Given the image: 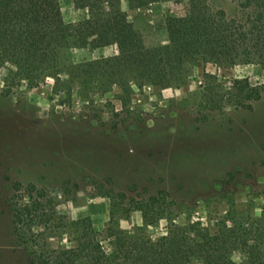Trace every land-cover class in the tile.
<instances>
[{"label": "rangeland", "instance_id": "rangeland-1", "mask_svg": "<svg viewBox=\"0 0 264 264\" xmlns=\"http://www.w3.org/2000/svg\"><path fill=\"white\" fill-rule=\"evenodd\" d=\"M58 1L63 21L75 22L72 0ZM208 2L229 16L236 9L232 0ZM120 8L147 45L165 40L166 16L185 12L181 1L131 9L129 0H120ZM106 49L108 53L72 48L68 58L78 63L105 57L114 45ZM4 73L0 71V264H34L30 254L34 247L18 237L9 210L15 182L47 189L56 196L61 213L69 219L89 218L102 239L111 197L119 204L123 192L135 200L167 196L168 217L143 225L153 239L165 234L172 221L178 225L195 221L214 232L227 213L260 215L264 95L250 107L227 103L223 111H216L199 105V94L207 85L244 77L252 84L263 83L264 71L258 65L216 68L202 62L186 85L135 90L125 108L116 87L105 93L94 90L89 104L57 94L50 78L33 88L22 82L7 92ZM111 110L120 114L113 117ZM116 223L132 231L142 226V217L133 211ZM47 241L67 244L65 238ZM233 259L238 261L239 255Z\"/></svg>", "mask_w": 264, "mask_h": 264}, {"label": "trees", "instance_id": "trees-1", "mask_svg": "<svg viewBox=\"0 0 264 264\" xmlns=\"http://www.w3.org/2000/svg\"><path fill=\"white\" fill-rule=\"evenodd\" d=\"M160 1L184 2L185 12L166 16L165 40L147 45L120 0H72L85 16L68 23L58 0H0V71H5L6 91L22 82L33 88L50 78L57 94L90 104L94 90L105 93L116 87L125 108L135 90L186 85L202 62L216 68L255 64L264 71V0H232L236 9L230 16L208 0ZM109 45L116 52L105 57L78 63L68 58L72 48ZM263 95L264 82L231 78L205 86L199 105L216 111L227 103L250 107ZM119 114L111 110V116ZM166 198L135 200L123 192L118 204L111 197L103 239L89 218H67L56 208V196L33 183H13L9 210L18 237L34 247V264H264V198L258 217L227 213L214 232L195 221H172L165 234L153 239L143 225L168 217ZM133 211L140 212L142 226L121 229L117 218ZM50 238H65L67 244H49Z\"/></svg>", "mask_w": 264, "mask_h": 264}, {"label": "crops", "instance_id": "crops-1", "mask_svg": "<svg viewBox=\"0 0 264 264\" xmlns=\"http://www.w3.org/2000/svg\"><path fill=\"white\" fill-rule=\"evenodd\" d=\"M160 2H161L160 0H129V8L132 9V8H135V7H138V6H141V7L146 6L147 7L150 4H157V3H160ZM60 4H61V2H60ZM74 12H75V16H77V18L74 19L73 21H76L78 19H82L85 16V10L74 9ZM106 48H108V46L91 50V52H93V53H96V52L106 53L107 52ZM114 52H116V46L115 45H114V51L112 53H114Z\"/></svg>", "mask_w": 264, "mask_h": 264}]
</instances>
